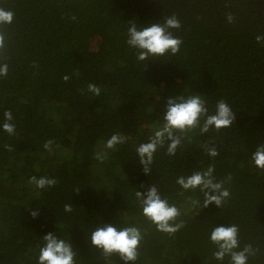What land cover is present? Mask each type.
Instances as JSON below:
<instances>
[{
	"label": "trees",
	"instance_id": "1",
	"mask_svg": "<svg viewBox=\"0 0 264 264\" xmlns=\"http://www.w3.org/2000/svg\"><path fill=\"white\" fill-rule=\"evenodd\" d=\"M0 6L15 14L3 28L0 53L9 68L0 77V126L7 110L15 124L14 135L0 127V264H38L48 233L72 244L75 264H124L91 245L90 234L103 224L141 230L135 264H219L209 235L231 223L239 226L241 247L259 249L248 264H264V170L251 159L264 145V44L256 42L264 35V0H0ZM171 15L181 23L173 30L182 40L179 53L139 61L127 44L129 23L142 28ZM90 83L101 88L99 96L88 92ZM197 93L210 114L225 100L235 122L189 133L175 156L167 145L158 148L145 175L136 147L163 124L169 97ZM113 134L125 143L104 149ZM212 147L214 158L206 151ZM102 151L103 163L95 158ZM210 165L216 181L231 176L230 197L221 208L203 209L192 204L203 194L176 181ZM32 176L57 184L40 190L29 183ZM152 185L180 210L176 222L184 227L175 234L158 231L143 215L135 193Z\"/></svg>",
	"mask_w": 264,
	"mask_h": 264
},
{
	"label": "clouds",
	"instance_id": "2",
	"mask_svg": "<svg viewBox=\"0 0 264 264\" xmlns=\"http://www.w3.org/2000/svg\"><path fill=\"white\" fill-rule=\"evenodd\" d=\"M13 11L0 6V53H3L6 47V34L3 31L5 26L11 25L14 21ZM229 23L234 22V16L227 15ZM181 28L180 20L177 16H165L162 22L151 23L150 25L138 28L135 22L129 23L127 31V44L137 50V59L145 61L149 57H163L169 53L176 55L180 51L182 40L173 34V30ZM256 42L264 44V35H257ZM9 68L6 57L0 55V77H6ZM65 81L69 76L63 77ZM88 92L99 96L101 88L94 83L87 86ZM235 113L228 103L220 99L214 113H209L206 100L200 94L188 96H174L167 99L163 115V124L153 129L148 142L139 144L135 152L140 163L143 166L145 175L152 171L154 154L158 148L167 145V155L175 156L178 147L182 141L188 138V134L199 130L200 134H206L210 129L229 128L235 122ZM3 131L9 135L15 134V124L13 123V114L11 110L4 112ZM52 141L48 140L44 144L45 149H49ZM125 143V137L119 134H113L104 144L106 150H116L117 145ZM11 151V147L8 148ZM210 157L218 156L217 150L206 149ZM108 152H97L95 158L103 163L107 158ZM255 166L264 170V145L259 146L251 157ZM214 167L209 166L205 170L194 171L191 175L180 176L177 184L185 191L199 190L203 194V202L198 199L192 201L196 207L208 208L216 205L221 208L224 202L230 197V192L225 188V183L231 180L216 181L214 177ZM29 183L37 189L55 187L57 180L51 176H42L37 178L32 176ZM80 189H77L78 192ZM136 197L141 203L143 215L157 227L162 233L175 234L184 227L183 222L177 223V218L181 215L180 210L174 205L162 198L156 185H152L146 192L137 191ZM71 204L64 205L65 212H72ZM33 218L38 213L31 212ZM44 246L39 249L38 264H75L76 253L70 242L58 238L54 233H48L43 238ZM143 239L141 230L136 226H127L117 228L112 224H103L97 227L90 234L91 245L102 251L104 257H111L118 254L124 264H135L138 259V249ZM210 242L215 246L212 258L224 264H248L249 257L256 255L259 251L252 244H246L241 247L239 240V226L231 223L228 226H214L209 235Z\"/></svg>",
	"mask_w": 264,
	"mask_h": 264
}]
</instances>
